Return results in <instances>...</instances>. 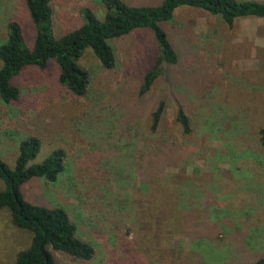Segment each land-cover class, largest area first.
Returning a JSON list of instances; mask_svg holds the SVG:
<instances>
[{
    "label": "rangeland",
    "instance_id": "rangeland-1",
    "mask_svg": "<svg viewBox=\"0 0 264 264\" xmlns=\"http://www.w3.org/2000/svg\"><path fill=\"white\" fill-rule=\"evenodd\" d=\"M51 3L54 34L79 25L83 7L102 15L99 0ZM9 18L27 28L30 42L22 0H0V42ZM162 27L178 61L161 65L160 79L143 95L140 79L157 53L147 28L107 40L112 73L85 51L81 62L93 76L88 98L59 94L52 70L26 66L12 78L22 99L0 103V158L8 167L29 135L40 147L28 163L53 148L65 153L56 182L31 178L20 188L31 203L64 207L95 247L88 263L53 252L57 264H240L264 253V146L257 142L264 126V18L227 27L198 8L178 7ZM162 97L166 107L153 134L149 113ZM173 100L190 119L188 135L174 122ZM29 241L0 209V264H14Z\"/></svg>",
    "mask_w": 264,
    "mask_h": 264
},
{
    "label": "trees",
    "instance_id": "trees-1",
    "mask_svg": "<svg viewBox=\"0 0 264 264\" xmlns=\"http://www.w3.org/2000/svg\"><path fill=\"white\" fill-rule=\"evenodd\" d=\"M102 15L98 17L89 7L80 9L81 23L72 29L54 34L52 31L53 7L51 0H22L25 21L33 31L27 42V28L16 19L6 22L5 37L0 42V103L12 106L19 103L22 94L12 78L26 66L40 70H52L59 94L69 98H88L93 76L81 59L87 49L95 57L100 68L112 73L115 55L108 39H118L139 28L151 31L156 56L143 72L138 95L149 91L160 79L161 65H176L178 55L169 40L162 23L173 17L178 7L198 8L217 16L227 26L239 18H264V0H159L156 4L130 5L123 0H99ZM174 122L181 135H188L192 126L187 113L176 100ZM164 97L160 98L149 113L148 130L160 129L165 111ZM257 142L264 146V126L257 130ZM40 147V139L29 135L19 140L12 168L0 158V209L5 208L13 226L30 234L28 246L16 252L14 264H57L53 252L64 259L90 262L96 253L92 242L82 236L77 223L67 210L59 205L31 203L24 199L21 185L31 178L56 182L65 170V153L53 148L38 163H28ZM240 264H264V253Z\"/></svg>",
    "mask_w": 264,
    "mask_h": 264
}]
</instances>
